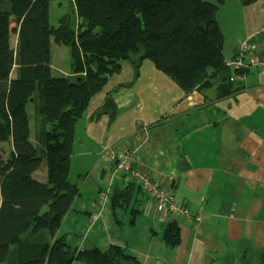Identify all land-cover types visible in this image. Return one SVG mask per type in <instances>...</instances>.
I'll list each match as a JSON object with an SVG mask.
<instances>
[{"label":"trees","instance_id":"16d2710c","mask_svg":"<svg viewBox=\"0 0 264 264\" xmlns=\"http://www.w3.org/2000/svg\"><path fill=\"white\" fill-rule=\"evenodd\" d=\"M53 1L72 3L77 30L68 17L58 27L51 24ZM240 1L245 7L257 2ZM225 2L0 0V264H143L118 244L78 249L67 242L63 224L81 196L78 183L70 180L77 122L92 98L121 73L124 62L132 64L136 77L144 62H152L180 87L184 98L209 86L215 76L221 79L218 99L237 92L216 18ZM16 33L17 48L12 43ZM52 39L70 48L68 75L53 76ZM30 102L40 119L34 142ZM102 115L111 122L117 116L111 95L96 113L97 118ZM3 144L12 147L7 158ZM44 161L45 183L34 177ZM141 192L148 195L132 180L113 188L110 208L117 224L122 223L118 212L129 210V224L136 223L142 214L135 204ZM164 222L161 239L176 249L181 228L175 220Z\"/></svg>","mask_w":264,"mask_h":264},{"label":"crops","instance_id":"0c3cea01","mask_svg":"<svg viewBox=\"0 0 264 264\" xmlns=\"http://www.w3.org/2000/svg\"><path fill=\"white\" fill-rule=\"evenodd\" d=\"M228 2V13L236 4L241 18L225 32L217 12L226 40L225 60L233 59L244 41L255 59L242 79L230 78L237 92L218 99L221 79L215 76L209 86L185 98L182 91L169 97L159 86L176 91L171 78L148 65L151 70L140 69L136 77L132 64L124 62L121 73L92 98L77 122L71 159L70 177L74 171L81 196L62 231L72 247L118 244L143 264H264V0L247 7L240 0H226L224 9ZM110 95L117 108L113 122L108 115L96 117ZM111 148L130 151L134 167L160 180L189 210L192 219L175 214L168 219L181 228L178 248L163 243L166 222L143 192L135 202L142 214L134 225L128 224L137 230L129 234L138 236L128 239L125 223L117 224L110 196L113 188L131 179L116 172L108 156ZM79 155L81 170L75 171ZM39 171L35 178L45 183L47 173L40 178Z\"/></svg>","mask_w":264,"mask_h":264},{"label":"rangeland","instance_id":"374dc122","mask_svg":"<svg viewBox=\"0 0 264 264\" xmlns=\"http://www.w3.org/2000/svg\"><path fill=\"white\" fill-rule=\"evenodd\" d=\"M204 1H207V2H215V0H204ZM232 2H228V6L226 9H224V6H220V22H221V25H222V28L226 30L230 27L231 23H235V22H238L239 21V18H241V15L239 13H237V5L235 4L233 6V9L231 12L228 13L229 9H230V6H231ZM224 5V4H223ZM236 15V20L234 18V16ZM229 16H232V20H230ZM64 17H68V19L70 20V23L72 25V27L77 30V26H78V23H77V17L74 13V9H73V5L70 1H62V2H59V1H53L51 2V7H50V21H51V24L54 26V27H58L60 25V20H62ZM13 27H17L16 25V22H15V19L13 18ZM237 26H239L237 24ZM238 32V29L236 30ZM235 32V31H233ZM232 32V33H233ZM231 33V34H232ZM224 34V32H223ZM226 34V33H225ZM229 35H226V39L228 40L229 39ZM226 42V40H225ZM12 43L13 45L16 44V35L13 34L12 35ZM71 63H72V58H71V52H70V48L69 47H66V46H60L58 44L55 43L54 39L52 40V65L54 66V70H53V76L54 77H61L62 75H67L69 71H71ZM150 67L152 69H156L153 65L152 62L150 61H146V64L145 66H142V70H151L150 68L147 67ZM155 71H158L157 73H161V75H164L165 77H168L166 76L164 73L160 72L159 70H155ZM156 80H160V76H156L155 77ZM173 81V80H172ZM174 82V81H173ZM174 89H176V91H174L173 89H171V86L170 85H160L159 86V89L161 91H167L168 92V95L169 97L171 96H177V91L178 93H180L181 89L180 87L174 82ZM158 89V88H156ZM39 92H37V94H35V96H38ZM145 96H147V93L145 92ZM180 96V95H179ZM28 113L30 115V127H31V140H34V135L36 134V127H39V121L40 119L36 116L35 114V105L34 103L30 102L29 103V106H28ZM2 152H3V155L5 158L8 157V154L11 150V145L10 144H3L2 145ZM88 148V147H87ZM82 156H78L77 159H76V165L77 167H75V171H80L81 170V167L78 166L80 165V159H81ZM43 173H47V164L46 162L44 161L41 168H40V171L38 172L37 177H44ZM34 177H36L34 175ZM76 175H75V172L73 171V173L71 174V177H70V180L72 182H74L76 179ZM46 182H47V176H46ZM160 181V180H159ZM161 182V181H160ZM162 183V182H161ZM88 193L89 192V189L88 187L85 189V193ZM85 193H83V195H85ZM47 208H45V211H46ZM118 218H120V221L121 222H124L125 223V227L126 228V233L128 235H130L129 233H131V229L128 228V224L131 220V214H130V210L128 212H122V211H119L118 212ZM137 230H134V234L136 233ZM136 236L138 235H130L128 237V239H134ZM100 245V244H99ZM102 246V248H105L103 247V245H100ZM245 260L241 261V264H247L244 262ZM81 264V263H80ZM233 264H236L235 262H233Z\"/></svg>","mask_w":264,"mask_h":264},{"label":"built area","instance_id":"2783aa9c","mask_svg":"<svg viewBox=\"0 0 264 264\" xmlns=\"http://www.w3.org/2000/svg\"><path fill=\"white\" fill-rule=\"evenodd\" d=\"M255 59L251 57V48L247 41L239 45L238 53L233 59L225 61L226 67L232 72L235 79H242V74ZM109 158L115 163V170L120 175H127L132 181H136L145 192L152 198L156 204L157 211L161 213V221H167L170 215H179L185 217L187 220L192 219L188 209L179 203L171 191H166L159 180L151 178L150 175L142 173L140 170L133 167L132 154L130 151H119L111 148L109 150ZM198 222L201 217H195Z\"/></svg>","mask_w":264,"mask_h":264}]
</instances>
